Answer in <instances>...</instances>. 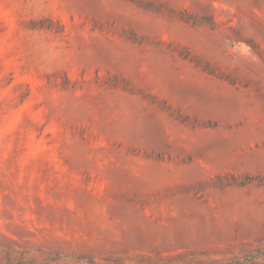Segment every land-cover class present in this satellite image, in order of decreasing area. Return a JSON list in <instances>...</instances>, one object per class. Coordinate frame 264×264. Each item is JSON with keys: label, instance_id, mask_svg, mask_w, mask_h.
Segmentation results:
<instances>
[{"label": "rangeland", "instance_id": "rangeland-1", "mask_svg": "<svg viewBox=\"0 0 264 264\" xmlns=\"http://www.w3.org/2000/svg\"><path fill=\"white\" fill-rule=\"evenodd\" d=\"M0 264H264V0H0Z\"/></svg>", "mask_w": 264, "mask_h": 264}]
</instances>
